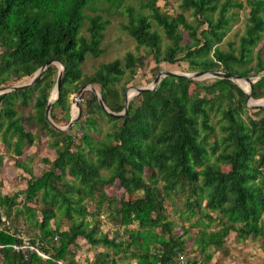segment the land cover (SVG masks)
Returning a JSON list of instances; mask_svg holds the SVG:
<instances>
[{
	"label": "trees",
	"instance_id": "16d2710c",
	"mask_svg": "<svg viewBox=\"0 0 264 264\" xmlns=\"http://www.w3.org/2000/svg\"><path fill=\"white\" fill-rule=\"evenodd\" d=\"M157 1L0 0V88L28 81L56 59L64 69L50 108L55 125L68 123L70 95L87 84L98 90L110 111L121 112L125 90L144 57L127 52L99 63L89 74L82 69L87 56L105 52V31L119 16L124 18L121 28L137 48L148 51L156 72L161 62L184 61L188 72L213 69L256 77L250 95L264 96V53L255 49L264 35V0H178L174 14ZM244 8L242 33L237 40H224ZM56 78L57 66L51 63L32 85L0 94V142L14 154V164L30 175L23 191H0V264H78L70 249L78 238L129 254L135 264H179L182 256L183 264H196L195 257L184 258L191 237L207 261L212 256L208 248H221L231 231L239 239L264 237V106L250 115L247 94L235 82L164 76L153 90L133 95L122 115L106 112L86 88L79 98L81 117L73 125L81 130L77 136L73 127L59 130L46 117ZM100 119L109 122L110 130L97 138L93 133L100 131ZM39 133L47 137L54 157L43 158L48 167L34 176L27 158L18 157ZM116 180L127 198H107L103 187ZM179 194L186 197L180 215L187 220L199 215L196 224L181 223V233L164 206L165 199L174 201ZM33 201L38 207L28 204ZM105 204L123 226L120 240L99 230ZM19 216L35 230L28 242L49 252V258L28 248L14 249L24 241L20 227L28 229L16 224ZM59 218L67 220L65 229H60ZM201 218L219 228L189 234L192 226L204 224ZM130 261L101 253L94 263Z\"/></svg>",
	"mask_w": 264,
	"mask_h": 264
},
{
	"label": "rangeland",
	"instance_id": "374dc122",
	"mask_svg": "<svg viewBox=\"0 0 264 264\" xmlns=\"http://www.w3.org/2000/svg\"><path fill=\"white\" fill-rule=\"evenodd\" d=\"M241 1L244 2V0ZM157 3L162 7V9H167L168 12L172 14H174L179 10L177 6L178 0H166V1L158 0ZM246 15H247V8L240 9L237 11L236 19L232 21L231 26L228 29L224 40H237L238 35L241 34L243 31L244 20ZM188 19L191 20L192 17L188 15ZM123 20L124 18L119 16L112 18L111 22L107 26V29L105 31V36L102 42V45L106 48L105 52L98 57H93L90 55L87 56L86 60L82 64V69L84 73L86 74L91 73L95 69V67L101 62L110 61L115 58H122V56L127 52H133L135 55L143 56L145 59L144 65L137 70V73L135 74L132 82L129 84L127 88L150 85L153 79L159 74V72L163 70L188 73V71H186L187 64L184 61H179L174 64L161 62L158 65L159 70L156 72L155 69L156 64L153 61V59H151V57L148 55V51L142 47L137 48L135 40L131 38L121 28L120 22H122ZM221 46L226 47L225 44H222ZM258 48H261L260 49L261 53H264V35L255 47V49ZM56 66L58 72L59 65L56 64ZM213 78H214L213 76H205V77H198L196 79L200 81L211 82ZM251 78L252 81L256 80V77H251ZM28 81H21L10 85L26 83ZM87 85H85L86 87L84 89L89 88ZM95 90L99 94L96 88ZM76 96H77L76 93L70 95L71 114L73 111L72 106L74 105ZM125 97H126V90H125ZM263 98L264 96L257 99L254 98L248 99L246 101V106L249 108L250 115H253L254 112H256L255 108L257 106H251L248 105V103L258 104L256 101L263 100ZM26 111L28 112V110ZM27 112H25L24 114H27ZM23 124L25 126H28L30 129H32V131H35V126H33L31 123L23 122ZM66 125H67L66 122L63 124H59V126L61 127H65ZM73 125L74 124H72L70 128H72ZM98 126L100 128V131L93 133V135L96 136L97 138L102 136L105 131L110 130V124L106 120H101V119L98 120ZM72 130L73 132H75V134H77V136L81 134V130L78 129L77 127H73ZM37 136L38 138L31 146L28 145L24 146L25 149L24 153L22 154V156L18 157L19 159L27 158L26 161L30 163V167L32 168V172L34 176L40 175L43 172V170H45L48 167V165L43 162V158H48L50 160L54 157L53 150L46 145L47 137L44 135V133H39L37 134ZM12 155L14 154L5 152V147L0 142V159H2L0 164V191L8 195H13L17 192L23 191L24 188L26 187V180L30 178V175H28L26 172H24L22 169H20L14 164L13 159H15V157ZM103 190L105 191L107 198L113 199L114 201L122 197L127 198V194L124 192L123 188L118 183V180H116L112 185L104 186ZM185 201H186V197L181 194H179L174 201H170L168 199L164 200L165 212L168 214L169 219L174 221L175 231L177 233L182 232L180 226L181 223H183L186 226L189 225L190 223L196 224L197 219L199 217V215H191V216L189 215L190 220H187L180 215V213L182 214L183 212L185 213V211L183 210ZM28 204L34 207H38L39 205L37 202L34 201ZM25 205H27V203H25ZM87 205H88V210L92 212L94 210V205L92 204V202L88 201ZM112 209L113 207L109 208L106 206V204L104 205L103 207L104 211L103 213L100 214L99 217V225H100L99 230L104 233H107L109 236H116L120 240L121 238H124L123 226H119L118 223H116V221L112 217L113 215L109 213L110 210ZM0 213H2L1 207H0ZM201 219L203 220L204 224L202 225L201 223H198V225L192 226V228L189 231V234L191 235L195 234L200 229L211 231V230H217L219 228L217 222H209L206 218H201ZM6 224L7 223L5 222V225ZM16 224L25 225L28 228V229H24L23 226L20 227L22 229V232L24 230V234L22 236L24 241L21 245L25 247L22 248V251H25L26 247H29V250H33L35 248L40 251L41 253L40 257L42 259L49 258L50 256L49 252H43L37 246H34L33 248V245H31V243L28 242V239L33 237V234L35 232L34 228L28 226V224L24 222L22 216L18 217ZM50 224L52 227H54L56 226L57 223L54 221V219H51ZM59 224H60L59 225L60 229H65L68 225L67 220L65 218H59ZM135 226L136 224L130 225V227H135ZM0 227H3V225L0 224ZM77 244H78L77 246L71 245L70 249L73 250L74 261H76L78 264H95L94 263L95 259L98 256H100L101 253H105L106 258L114 257L116 260H118V258H120L121 256H124L128 260H131L130 264H135V259H130V257L128 256L129 254H124L119 251L116 253L106 246L100 244L96 246H92L81 238L77 239ZM18 245L19 244H16V246ZM186 246H187V253L186 255H184V258L195 257L198 260L197 262L198 264H264V237L262 236L250 235L245 239H239L237 238L236 233L231 231L224 238V244L221 248L217 249L214 246H210L208 248V252L212 253V256L208 261L204 260L203 255L199 254L195 244H193V237L189 238V240L186 242ZM181 260L184 261L183 256L181 257V259H179V261ZM42 264H47V263L45 261H42ZM57 264L60 263L57 262Z\"/></svg>",
	"mask_w": 264,
	"mask_h": 264
},
{
	"label": "water",
	"instance_id": "95a60500",
	"mask_svg": "<svg viewBox=\"0 0 264 264\" xmlns=\"http://www.w3.org/2000/svg\"><path fill=\"white\" fill-rule=\"evenodd\" d=\"M51 63H56L59 65V70L57 72V78H56V82H55V85L50 93V96H49V99H48V103H47V106H46V110H45V114H46V117L47 119L55 126V128L59 129V130H68L72 124L76 123L77 120L79 119L80 117V114H81V106L79 104V96L81 95L82 91L84 90V88L86 86H82L76 93V98H75V101H74V107H76V111L75 113H73L72 111V114H71V119L69 120V122L67 123V125L65 127H61V126H58V125H55V123H53V121L51 120L50 118V108H51V104L54 100L57 99L58 97V89H59V84H60V81H61V78H62V75H63V69H64V65L59 62L58 60L56 59H52V60H49L47 61L43 66H41L36 72L35 74L33 75V77L26 83H21V84H16V85H9V86H6V87H3V88H0V94L3 93V92H6V91H11V90H15V89H19V88H25L27 86H30L32 85L36 80L37 78L40 76V74L51 64ZM185 76V77H190V78H198V77H205V76H213V77H217V78H228L230 80H232L233 82H236V79H245L247 82H248V89L245 90L243 89L241 86H238L240 88H242L246 94H247V100L248 99H252L251 98V95H250V91H251V84H252V78L251 77H241V76H238V75H232V74H228V73H225V72H222L220 70H201V71H195V72H188V73H184V72H175V71H169V70H163L161 72H159V74L153 79V81L151 82L150 85H147V86H142V87H129V88H133L134 89V94H137L143 90H153L156 85L159 83L160 79L164 76ZM93 92L94 94L97 96L98 98V102H99V105L106 111L108 112L109 114H112V115H122V114H125L126 111H127V105H128V101L129 99L127 97H125V100H124V108L121 112H112L110 111L104 104V102L102 101L100 95L97 93V91L95 90V88L88 84L87 85ZM127 88L126 89V92L127 90L129 89ZM54 91L55 95L54 97H51V94L52 92ZM248 105H251V106H263L264 105V98L262 100L261 103H258V104H249ZM72 109H73V106H72Z\"/></svg>",
	"mask_w": 264,
	"mask_h": 264
},
{
	"label": "bare ground",
	"instance_id": "6f19581e",
	"mask_svg": "<svg viewBox=\"0 0 264 264\" xmlns=\"http://www.w3.org/2000/svg\"><path fill=\"white\" fill-rule=\"evenodd\" d=\"M236 82H237V84L239 85V86H241L243 89H245V90H247L248 89V82L245 80V79H236ZM133 94H134V89L133 88H129L128 90H127V92H126V97L128 98V99H130L132 96H133ZM54 95H55V93H54V91L52 92V94H51V97H54ZM250 102H251V100H250ZM257 103H261L262 102V100H258V101H256ZM253 104V103H252ZM75 111H76V107H74V105H73V113H75Z\"/></svg>",
	"mask_w": 264,
	"mask_h": 264
},
{
	"label": "built area",
	"instance_id": "2783aa9c",
	"mask_svg": "<svg viewBox=\"0 0 264 264\" xmlns=\"http://www.w3.org/2000/svg\"><path fill=\"white\" fill-rule=\"evenodd\" d=\"M13 247H14V249L17 250V251L25 252V251H22V248L25 247V246H22V245H21V246H20V245H18V246L13 245ZM27 248L29 249V247H26V249H27ZM33 248H34V246H33ZM26 249H25V250H26ZM33 250L36 251V253H37L38 255L41 254L40 251H39L38 249H35V248H34ZM42 256H43V254H42ZM58 262H59L60 264H63L61 261H58ZM182 262H183L182 260L179 261V264H183Z\"/></svg>",
	"mask_w": 264,
	"mask_h": 264
}]
</instances>
